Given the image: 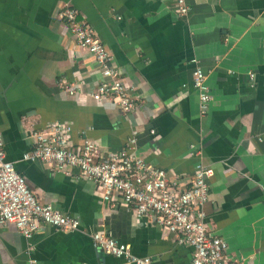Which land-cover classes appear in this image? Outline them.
<instances>
[{"label": "crops", "instance_id": "1", "mask_svg": "<svg viewBox=\"0 0 264 264\" xmlns=\"http://www.w3.org/2000/svg\"><path fill=\"white\" fill-rule=\"evenodd\" d=\"M187 4L180 18L173 0H0L6 159L40 203L78 218L83 231L43 225L25 239L13 225L0 227V264H124L93 247L94 231L154 264H189L191 247L142 224L130 209H110L77 169L64 175L21 160L31 150V132L51 122L69 126L73 143L86 137L103 152L127 150L135 131V154L163 169L176 189L190 186L196 164L210 168L202 207L208 234L226 242L228 258L264 264V0ZM67 5L93 28L131 87L130 113L91 99L102 77L58 17ZM194 61L211 95L204 115L192 86ZM60 80L76 92L69 95Z\"/></svg>", "mask_w": 264, "mask_h": 264}, {"label": "built area", "instance_id": "2", "mask_svg": "<svg viewBox=\"0 0 264 264\" xmlns=\"http://www.w3.org/2000/svg\"><path fill=\"white\" fill-rule=\"evenodd\" d=\"M173 2L177 16L186 18L189 12L187 0ZM58 17L100 71L102 81L90 94L91 99L112 104L124 115L130 113L135 107L130 95L131 87L121 80L118 71L111 65V55L93 28L84 22L76 9L68 5ZM193 65L192 86L197 93L199 112L204 115L208 111L211 95L204 73L195 61ZM249 77L252 79L253 75ZM59 84L69 95L76 92L73 84L64 80H60ZM71 132V128L61 122L47 123L42 129L31 132V150L24 153L21 160L47 164L64 175L77 169L78 177L91 181L100 194V200L110 209H130L142 224L157 226L173 234L177 244L191 247L189 264H242L227 257L225 241L207 232L202 207L209 199L207 180L212 174L210 168L196 164L190 186L176 189L177 184H169L163 169L147 164L135 154V131L128 140L127 150L123 152H103L86 137L75 144ZM7 225H13L25 239H30L43 225L58 232H83L78 218L63 215L53 205L36 199L23 176L16 171L14 163L6 159L0 134V227ZM88 237L95 249L122 259L124 264H154L150 258L134 256L129 246L109 237L104 231L90 232Z\"/></svg>", "mask_w": 264, "mask_h": 264}]
</instances>
